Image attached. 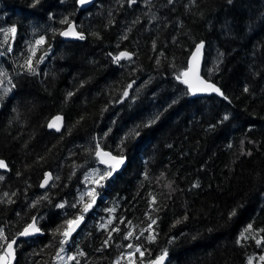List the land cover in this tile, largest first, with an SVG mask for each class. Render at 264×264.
I'll use <instances>...</instances> for the list:
<instances>
[{"label":"trees","instance_id":"16d2710c","mask_svg":"<svg viewBox=\"0 0 264 264\" xmlns=\"http://www.w3.org/2000/svg\"><path fill=\"white\" fill-rule=\"evenodd\" d=\"M0 5L18 32L16 44L43 36L38 55L50 50L46 62L34 66L35 73L24 74L22 86L39 97L33 123L26 127L31 120L19 112L15 93L3 101L0 120H16L21 143L31 146L29 161L41 168L37 199L44 198L40 182L46 171L59 185L42 207L46 213L32 216L43 224L41 236L21 239L29 222L16 234L14 211L0 216L8 241L17 240L16 264H51L57 258L62 235L56 230L62 232L87 203L76 182L100 168L97 144L126 157L127 164L96 188L95 207L83 213L87 221L71 237L72 264H106L118 258L125 252H120L117 234L127 236L138 220L146 228L156 220L155 241L147 240L150 232L140 240L148 253L146 264L164 249L167 264L260 261L264 0H97L86 10L78 0H0ZM73 21L84 39L65 40L59 34ZM200 42L205 44L202 75L228 100L217 94L192 97L176 79ZM124 51L132 53L131 60L114 62ZM0 72L10 73L12 66L5 63ZM128 84L132 88L124 97ZM58 114L64 116L59 133L48 128ZM133 130L139 134L130 135ZM6 162L9 170L0 171V189L10 179L12 166ZM100 169L104 174L110 170ZM62 186L66 196L75 198V207L68 205L73 213L63 214L55 206ZM96 221H111L119 229L107 245ZM88 222L97 232L82 231ZM249 224L252 229L243 239Z\"/></svg>","mask_w":264,"mask_h":264},{"label":"rangeland","instance_id":"374dc122","mask_svg":"<svg viewBox=\"0 0 264 264\" xmlns=\"http://www.w3.org/2000/svg\"><path fill=\"white\" fill-rule=\"evenodd\" d=\"M1 9L0 5V67L5 63H9L12 66V72L0 76V81H2V83H0V108L3 105V101L7 100L15 93L17 95L16 105L19 112L30 117L31 121H29L26 126L28 127L33 123L39 97L34 91L28 90V88L22 86L24 74L28 71L25 67V61L31 57L33 65L36 66L38 65L36 61L40 56L44 55V60L39 63L41 65L46 62L50 50L38 55V48L33 57L31 48L35 47V41L29 39L28 42L23 45L21 38V41L16 44V35L18 32L16 31L15 34H13L8 31L15 26L5 18ZM244 9L248 14V6H245ZM15 78L22 83L15 82ZM16 123V120L11 119L0 120V156L5 158L12 166L9 181L0 189V216L7 215L10 210L14 211L13 216L16 221L12 230L17 234L22 226L32 220L31 218L34 214L46 213L47 210L42 207L45 202L52 199L51 197L54 193L59 191V185L57 182H52L44 192V197H47V199H37L35 189L37 188V182L40 181L41 178V168L34 163H30L31 146H24L21 143L20 137L16 134ZM12 139L13 143H11ZM100 176L102 175H100L97 170L87 172V178L79 194L80 198L83 196L87 203L92 202V197H90L88 193L92 190H96V183H94V181L100 180ZM20 179H23V183L20 182ZM5 193H8V195L5 196ZM96 199L97 195H95V203ZM96 207L98 206L96 205ZM95 212H98V210ZM137 222L138 224L133 230V236L129 239L125 238L126 234L124 233L117 234L118 247L121 249L120 252L125 253L121 254L118 258H112L110 262L106 264H115L117 259L120 260V264H146L148 253L144 252V256L140 257L139 253L135 251V248L137 246L141 248L140 240L147 235V231H145L143 235H141V231L147 228L140 223V220ZM96 223L102 228V231H98L99 236H105L104 238L108 241L115 232L113 231V229H116L115 224L99 221H96ZM91 225L92 222H88L82 231L87 232V230H90L91 232H97L96 229L90 227ZM101 225H105V227ZM38 227L40 228L41 226ZM63 239L64 237L62 236V240ZM0 241L2 245L5 242L4 240ZM72 243L71 237H69L67 243L63 246L65 249L64 252L60 254L64 259L55 258L54 262L51 264H72L73 260H68V252H70ZM129 244L133 245V247L129 248ZM129 253H133V255L129 257ZM257 264H264V261L260 260Z\"/></svg>","mask_w":264,"mask_h":264},{"label":"snow or ice","instance_id":"6c2138e0","mask_svg":"<svg viewBox=\"0 0 264 264\" xmlns=\"http://www.w3.org/2000/svg\"><path fill=\"white\" fill-rule=\"evenodd\" d=\"M88 0H79L80 4H85L87 3ZM131 2H135V0H131ZM34 3H39V0H34ZM62 24L67 23V20H62L61 21ZM8 31H10L11 33L15 34L16 29L15 27L9 29ZM61 36H72V37H78L79 39H84V35L81 32H77L75 30V26L72 24H68V28L65 31H62L59 33ZM45 43V38L43 36H41L38 40L35 41V47L31 48V53L32 56L34 57L36 54V50L39 48L40 45ZM203 48V43L198 44L196 46V51L192 54L191 60L188 62V66L187 68L180 72L179 75L176 76V79L178 81H180L181 83L187 85V93L191 94V95H196L198 93H216L220 96H222L225 100H228V97L221 91L220 88H218L215 84L206 81L203 77H201L199 75V53L200 50ZM46 55V53H45ZM132 57V53L129 52H120L119 55H116L113 57L114 62L119 63L122 59H129L131 60ZM44 55L40 56L39 59L36 61V64H39L40 62H42L44 60ZM157 64H159V60H157ZM25 67L27 68V70L29 72H33L35 73L36 68L33 65V61L32 58L29 57L28 60L25 61ZM5 73L0 72V76H4ZM0 83H2V81H0ZM132 88V84H128L127 88L123 91L122 95L124 97H128L129 92L127 89H131ZM246 92L248 91L247 88L244 89ZM7 91V90H6ZM69 96L72 95V93L68 94ZM62 118L57 116L54 118V121L52 123L48 124L49 128H56L57 130H59V125L56 123V121H60ZM224 119H228L227 116L224 117ZM154 121H150L149 125H145V126H150V123H153ZM131 134H136L138 135V132H135V130H133ZM96 156L98 157H110L112 160L116 161L115 165L113 166V168L111 170H109L108 172H106L104 175L100 176V180H103L105 178V176H110L112 173V170H114L115 167H119L120 164L123 163V159H117L116 157H112L111 153H107V152H103L102 149H100L99 145H96V152H95ZM103 163H108L107 160H103ZM7 165L5 164V162L3 160H0V168H6ZM0 179H3L2 176H0ZM49 179H51V174L47 173L45 174V180H44V184L46 185L49 181ZM100 180L94 181V183L99 184ZM44 186V185H41ZM5 196L8 195V193L4 194ZM88 195L90 197H92V202L91 203H87L83 206L82 210H81V214L76 216L74 219H69L65 222L63 231L61 232L60 229H57L56 231L58 233H60V235H62L64 237V239L61 241V248L59 250V252L57 253V258L59 259H64V257H62L60 255V253L64 252V247L63 245L65 243H67L68 238L72 235L73 232L76 231L77 227H79L80 223L83 221L84 219V215L83 213H87L89 211V209L92 208L93 204L95 203V191L92 190L88 193ZM44 199H47V197H44ZM84 197H81V200H83ZM153 203H155V198H153ZM57 207L63 208L64 205L63 204H59L57 205ZM73 207H75V205H73ZM114 211V209L112 210ZM109 223H111V221H109ZM129 224L131 223L130 221L128 222ZM177 223H179V221H177ZM156 224V220H151V223L148 225L147 229H144L141 231V235L144 234L145 231L150 232L151 234L147 237V240L149 242H154L156 239V234L154 233V230L152 228L153 225ZM102 227H105V225H101ZM252 229V225L249 224L247 226V228L245 229L244 233H241V237L243 239H247V236H245V233L249 232ZM41 229L39 227H37V219L35 217L32 218V222L29 223L24 229L23 231H21L19 233L20 236H28L31 235L33 233H37L40 232ZM113 231H119V229H113ZM259 231L264 232V229H260ZM133 236V232L129 231L127 233V236L125 238H130ZM174 239V238H173ZM0 240H4L7 241L6 247L2 244H0V248H4V255H0V264H11L10 261V257H14V245L16 244V240L12 239L10 241H8L7 236L4 234V230L2 228H0ZM172 241H169V243H171ZM238 243L240 242L239 240L237 241ZM262 242H264V237H261L260 239L256 240V244L262 245ZM105 245H107L108 241L106 240ZM129 248H132L133 245L129 244L128 245ZM135 251L139 253L140 257L144 256V251L141 250L140 247H136ZM78 255H84L83 252L78 253ZM133 255V253H129V257H131ZM168 255V250L164 249L162 250V252L160 253V255L156 256L155 259L150 260L149 264H165V260L167 258ZM76 257L75 256H69L68 260H75ZM259 259L261 261H264V255H261L259 257ZM78 264V262H77ZM115 264H120V260L117 259V261L115 262ZM248 264H253L252 258L249 257V261Z\"/></svg>","mask_w":264,"mask_h":264},{"label":"bare ground","instance_id":"6f19581e","mask_svg":"<svg viewBox=\"0 0 264 264\" xmlns=\"http://www.w3.org/2000/svg\"><path fill=\"white\" fill-rule=\"evenodd\" d=\"M97 0H93V1H89L88 2V4L85 6H83V4H80L79 3V0H78V6H79V8L81 9V10H86V9H88V8H90L91 6H93L94 5V3L96 2ZM70 24H72V25H74L75 26V30L77 31V32H79V30H78V28H77V23L75 22V21H73V22H71ZM68 28V26L63 30V31H65L66 29ZM62 38H64L65 40H76V39H79L78 37H66V36H62ZM201 43H203V48L200 50V53L202 52V57L200 56L199 57V65H200V75H201V77H203L206 81H209V80H207L203 75H202V66H203V63H204V58H205V44H204V42H200V43H198V44H201ZM198 44H196V46L198 45ZM196 46L194 47V49H193V51H192V53H191V55H190V57H189V60H188V62L191 60V57H192V54L194 53V50L196 49ZM199 53V54H200ZM188 66V65H187ZM209 82H211V81H209ZM213 83V82H212ZM214 84V83H213ZM216 85V84H215ZM217 86V85H216ZM186 87H187V85H186ZM218 87V86H217ZM219 88V87H218ZM222 91V90H221ZM212 94H215V93H210V94H202V93H198V94H196V95H192V97H204V96H210V95H212ZM52 119V118H51ZM50 123V120L48 121V124ZM63 123H64V120L61 122V124L59 125V130H57L56 128H49L50 130H54V131H56V132H60L61 130H62V127H63ZM100 149H102L103 151H109V150H106V149H104V148H101L100 147ZM109 152H111V151H109ZM112 153V152H111ZM124 157V156H123ZM124 158H126V157H124ZM0 160H3L4 162H5V164L7 165V162H6V160L5 159H2V158H0ZM98 160H99V162L100 163H102L103 165H105L106 167H111V166H114L115 165V163H111V162H108V163H103L102 162V159L100 158V157H98ZM126 164H127V159H126ZM126 164L125 165H123V166H119V167H116L117 169H123L125 166H126ZM95 166V165H94ZM99 167V166H98ZM91 168V167H90ZM89 168V169H90ZM101 168V167H100ZM106 169V168H105ZM9 170V167H8V165H7V169L6 170H4V169H2V168H0V171H2V172H7ZM108 170H109V168H108ZM104 171H106V170H104ZM116 171V170H115ZM47 173H50L51 174V179H49V181H48V183L45 185L44 184V180H45V175H44V178L42 179V181H41V184H40V186L41 185H44V186H41V188L42 189H44V188H47V186L49 185V184H51L50 182H51V180H52V172L51 171H46V173L45 174H47ZM54 178V177H53ZM83 178V177H82ZM84 181V180H83ZM78 185H80V183L78 184ZM82 188V187H81ZM32 222V221H31ZM38 222V221H37ZM85 222H86V217L84 216V219H83V221H82V223H81V226L79 227V228H77L76 229V231L75 232H73L74 234H76L81 228H82V226L85 224ZM38 226V225H37ZM26 227V226H25ZM24 227V228H25ZM23 231V230H22ZM43 234V232L42 231H40V232H37V233H33V234H31V235H28V236H20V238L21 239H24V240H27V239H31V238H33V237H35V236H41ZM16 242H17V240H16ZM14 247V255H15V260H14V262H13V264H16V261H17V256H16V251H15V246H13ZM2 255H4V253L2 254ZM160 255V254H159Z\"/></svg>","mask_w":264,"mask_h":264},{"label":"flooded vegetation","instance_id":"af4514ba","mask_svg":"<svg viewBox=\"0 0 264 264\" xmlns=\"http://www.w3.org/2000/svg\"><path fill=\"white\" fill-rule=\"evenodd\" d=\"M101 165H99L100 167L102 166V167H104V168H109L110 170L113 168V166H111V167H106L105 165H103L102 163H100ZM93 170H97V171H99V173H100V175H104V173H102V170L99 168V169H97V168H95V169H93ZM114 170H122V169H117L116 167L114 168ZM114 170H112V171H114ZM90 171H92V169H90L89 170V172ZM105 172V171H104ZM45 175V174H44ZM53 175V174H52ZM54 176H52V180H51V182L50 183H52V182H54V178H53ZM43 178H44V176H43ZM42 178V179H43ZM87 178V174H85V176L83 177V178H81L79 181H77L76 182V184H78V183H80V187H82L83 188V186H84V181H85V179ZM107 179H108V177H105L103 180H100V183L99 184H96V188L97 187H99V190L101 189V188H103L104 187V183H107L106 181H107ZM84 180V181H83ZM42 181V180H41ZM40 184H41V182H40ZM76 184H75V187H74V192L76 191ZM51 184H49L48 186H47V188L50 186ZM47 188H44L43 190H46ZM64 189V187L62 186L61 187V199L58 201V203L55 205L56 206V208H58V209H60L61 210V212H63V214H70V213H73L70 209H69V207H68V205H74V203H75V198H73V199H70V197H68V196H66V194H64L63 193V190ZM96 191H97V189L95 190V193H96ZM97 195V199H98V194H96ZM97 199H96V201H97ZM59 204H63L64 205V207L63 208H60V207H57V205H59ZM96 204V203H95ZM95 207V205L93 206V208ZM93 208H91L92 210H93ZM91 209H89V210H91ZM84 214H86V213H84ZM78 215H80V214H77V216ZM85 216V215H84ZM72 219H74V218H72ZM86 221H87V218H86ZM40 224V225H39ZM37 225L38 226H41L40 227V229H41V231L43 232V234L45 233V229H43L42 228V223L41 222H37ZM75 235H77V233L76 234H74V233H72V235L70 236V237H74ZM35 237H37V236H35ZM34 238V237H33ZM62 240V239H61ZM16 244H17V242H16ZM16 244L14 245V246H16ZM61 254V253H60ZM68 256H73V255H71L70 253L68 254Z\"/></svg>","mask_w":264,"mask_h":264},{"label":"water","instance_id":"95a60500","mask_svg":"<svg viewBox=\"0 0 264 264\" xmlns=\"http://www.w3.org/2000/svg\"><path fill=\"white\" fill-rule=\"evenodd\" d=\"M89 1H93V0H88V2ZM88 2L87 3H85V4H83V6L85 5H87L88 4ZM67 30V29H66ZM68 37H72V36H68ZM196 51V49L194 50V52ZM202 57V52L199 54V57ZM199 75H200V65H199ZM201 76V75H200ZM212 83V82H211ZM202 94H210V93H202ZM216 94V93H215ZM218 95V94H217ZM218 96H220V95H218ZM220 97H222V96H220ZM57 116H59V117H61L62 119L60 120V121H56V123L58 124V125H60L61 124V122L64 120V116L62 115V114H58V115H55L54 117H52V119H50V123H52L53 121H54V118L55 117H57ZM60 129V128H59ZM103 152H107V153H111V152H109V151H103ZM111 156L112 157H116L117 159H120V158H122L123 159V165H125L126 164V158H124L123 156H119V155H115V154H113V153H111ZM101 159H103V160H107L108 162H111V163H116V161H114V160H112L110 157H100ZM122 164H120L119 166H123ZM2 169H4V170H6L7 169V167L6 168H2ZM29 223H31V222H29ZM82 223V222H81ZM81 223H80V225H79V227L81 226ZM38 227V226H37ZM79 227H77V228H79ZM15 255H14V257H10V261H11V264H13V262H14V260H15ZM168 258H169V252H168V255H167V258H166V260H165V264H167V262H168ZM153 259H155V258H153ZM152 259V260H153Z\"/></svg>","mask_w":264,"mask_h":264}]
</instances>
